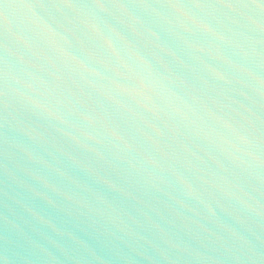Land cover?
<instances>
[{
    "label": "water",
    "instance_id": "obj_1",
    "mask_svg": "<svg viewBox=\"0 0 264 264\" xmlns=\"http://www.w3.org/2000/svg\"><path fill=\"white\" fill-rule=\"evenodd\" d=\"M0 264H264V0H0Z\"/></svg>",
    "mask_w": 264,
    "mask_h": 264
}]
</instances>
